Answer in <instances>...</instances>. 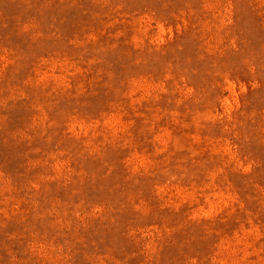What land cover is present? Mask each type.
Returning <instances> with one entry per match:
<instances>
[{
    "label": "rangeland",
    "instance_id": "374dc122",
    "mask_svg": "<svg viewBox=\"0 0 264 264\" xmlns=\"http://www.w3.org/2000/svg\"><path fill=\"white\" fill-rule=\"evenodd\" d=\"M0 264H264V0H0Z\"/></svg>",
    "mask_w": 264,
    "mask_h": 264
}]
</instances>
